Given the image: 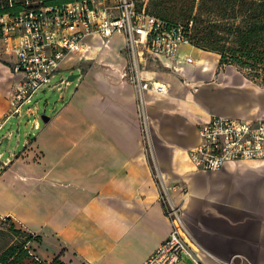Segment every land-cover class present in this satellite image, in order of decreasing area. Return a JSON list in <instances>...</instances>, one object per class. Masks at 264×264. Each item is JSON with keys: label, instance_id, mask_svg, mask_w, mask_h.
I'll use <instances>...</instances> for the list:
<instances>
[{"label": "crops", "instance_id": "1", "mask_svg": "<svg viewBox=\"0 0 264 264\" xmlns=\"http://www.w3.org/2000/svg\"><path fill=\"white\" fill-rule=\"evenodd\" d=\"M113 3L90 0L95 7ZM84 38L82 51L61 65L69 81L51 84L67 91L50 115L0 151V218L39 235L34 248L47 260L141 264L170 232L161 195L170 186L168 197L180 205L204 264H264V160L227 161L217 170L187 160L200 142L199 125L212 115L263 118L264 83L235 66L219 67L216 52L193 45L180 47V59L150 58L144 75L168 90L146 94L148 154L134 88L124 78V37ZM191 50L198 57L186 63L182 56ZM6 60L11 65L13 57ZM1 65L3 74L11 72ZM16 83L11 72L0 88V131L13 116L8 94ZM5 136L11 133L0 134V144Z\"/></svg>", "mask_w": 264, "mask_h": 264}, {"label": "built area", "instance_id": "2", "mask_svg": "<svg viewBox=\"0 0 264 264\" xmlns=\"http://www.w3.org/2000/svg\"><path fill=\"white\" fill-rule=\"evenodd\" d=\"M112 9H116L115 15ZM190 26V22L171 23L145 13L144 9L138 10L134 0H114L113 6L99 7L92 6L90 0H73L59 7L25 8L15 15L3 13L0 40L6 53L13 57L10 70L18 76L8 98V115H21L37 90L54 83H50L51 79L68 56L82 51L84 37L106 38L117 32L125 40L124 78L134 88L141 143L151 154L146 94H164L168 86L147 78L144 68L150 58L180 59L181 45H192ZM182 57L186 63H194L190 54ZM68 77L60 75L57 82L67 83ZM24 112L32 115L34 109L27 106ZM32 120L33 128L37 129V118ZM198 131L200 142L187 150V160L196 169L217 170L233 160H264V116L242 119L215 114L200 124ZM169 188L163 186L161 195L170 232L141 264H177L183 255L194 264H204L180 205L168 197ZM221 264L241 263L231 259Z\"/></svg>", "mask_w": 264, "mask_h": 264}, {"label": "trees", "instance_id": "3", "mask_svg": "<svg viewBox=\"0 0 264 264\" xmlns=\"http://www.w3.org/2000/svg\"><path fill=\"white\" fill-rule=\"evenodd\" d=\"M68 1L73 0H0V15H15L25 8L59 7ZM147 4L136 6L171 23L190 22L191 44L216 52L219 67L235 66L250 80L264 83V0H147ZM0 222H7L9 232L17 237L24 236L0 248V264H67L59 255L47 262L39 259L27 246L39 243V235L21 230L10 217Z\"/></svg>", "mask_w": 264, "mask_h": 264}, {"label": "rangeland", "instance_id": "4", "mask_svg": "<svg viewBox=\"0 0 264 264\" xmlns=\"http://www.w3.org/2000/svg\"><path fill=\"white\" fill-rule=\"evenodd\" d=\"M135 3L138 6H148L149 4H147V0H135ZM142 9H144V7H142ZM181 21V20H180ZM179 21V22H180ZM4 44L2 42V40H0V66L2 68H6V66L1 65V63L6 64L10 67V64L7 62L6 57L7 54L6 51L4 50ZM184 47V45H181ZM191 56L194 58L198 57V51H194L191 50ZM74 55V54H72ZM75 55H74V59H75ZM73 71L75 73H79V71L74 67ZM70 71L68 69H62L60 70L56 75L53 76V78L51 79L50 83H53L55 81H58L59 76L63 75L65 78L68 77ZM11 77V72H9V70L6 69V73L3 74L2 71H0V88L2 85H4L5 83H7L8 79H10ZM18 77V76H17ZM16 85V84H15ZM14 85V86H15ZM14 86H12V90L11 92L8 94V96L12 93V91L14 90ZM50 86V87H49ZM41 87V89L37 90V92L33 95L32 97V101L30 103H28L27 105H25L23 107L22 110V114L21 115H13L12 117H10L7 121V124L5 126L4 129H2L0 131V134H4L6 132H10L11 136H5L6 138L3 140V142L0 144V151L4 150L5 146L7 145V142L11 143V147L12 145H14L17 141V139H19V141L21 142L23 140L24 134H29L31 133V131H33V117H36L37 120H39V124H43L44 120L41 118V113L43 112V110L45 109V114L50 115V109L51 107L54 105V102H57V98H59L60 93L64 92L66 89H60L58 87H51V85L49 84ZM68 87V86H66ZM67 91V90H66ZM29 106L31 107V109H34V113L31 114H24L23 112L25 111V108ZM35 106L37 107L35 109ZM37 130L35 129L33 132L35 133ZM11 139V141H10ZM7 154V153H5ZM184 189V187L182 188V190ZM0 220H2V218H0ZM17 225V224H15ZM23 240L24 236H16L13 233L9 232V225L7 222H0V248L4 245H6L9 241H16V240ZM36 243H27V246H29V249H31L33 251V253L39 257V259H45V258H41V256L38 254V252H34V245ZM36 251V249H35ZM45 250L44 249H40V254H44ZM45 261H50L45 259ZM177 264H194L193 261H191V259L188 256H182L181 259L179 260V262Z\"/></svg>", "mask_w": 264, "mask_h": 264}, {"label": "water", "instance_id": "5", "mask_svg": "<svg viewBox=\"0 0 264 264\" xmlns=\"http://www.w3.org/2000/svg\"><path fill=\"white\" fill-rule=\"evenodd\" d=\"M77 75V74H76ZM70 77V76H69ZM41 118L45 121V113L43 112V114H41Z\"/></svg>", "mask_w": 264, "mask_h": 264}]
</instances>
